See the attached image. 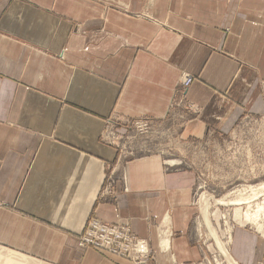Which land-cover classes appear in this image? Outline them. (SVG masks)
<instances>
[{"label":"crops","instance_id":"obj_1","mask_svg":"<svg viewBox=\"0 0 264 264\" xmlns=\"http://www.w3.org/2000/svg\"><path fill=\"white\" fill-rule=\"evenodd\" d=\"M182 72L202 111L181 138L262 113L264 0H0V264H131L77 247L90 216L129 222L150 240L149 264H169L155 230L168 215L175 258H198L186 238L193 171L137 156L125 189L101 193L115 157L104 120L162 119ZM230 252L258 264L263 240L236 227Z\"/></svg>","mask_w":264,"mask_h":264},{"label":"rangeland","instance_id":"obj_2","mask_svg":"<svg viewBox=\"0 0 264 264\" xmlns=\"http://www.w3.org/2000/svg\"><path fill=\"white\" fill-rule=\"evenodd\" d=\"M183 73L192 76L193 80V75L187 72H182L180 78ZM180 78L162 119L144 116L121 122L111 115L104 120L100 139L112 146L115 157L107 165V174L101 193H111L110 190L116 180H119L122 188L125 189L123 166L129 159L137 156L159 155L162 158L163 170L166 172L193 171L195 183L192 188L191 207L194 212L186 238L188 244L196 248L198 258L187 262H179L175 258L171 251V239L174 232L172 225L167 224L170 222L169 219L164 221L162 218L155 224L158 236L157 250L169 255V264H228L221 255L216 240L202 222L198 200L204 192L215 199L222 198L230 201L236 196L234 191L243 189L241 193L246 196L249 195L247 194L249 187L264 184V111L262 113L243 112L227 132L207 130L202 137L183 139L180 135L186 119L191 120L200 114L202 109L186 99L189 86L185 87ZM259 85L264 102V80H261ZM138 123H143L145 128H150L149 131L143 133L144 128H136ZM177 140L183 144L178 145ZM117 165L119 168L115 172L114 168ZM255 203L264 205V195L258 197ZM248 213L249 210H246L244 205L211 203L209 219L218 241L226 245L229 254H231L232 233L236 227H242L260 236L263 240V252L258 264H264V217L252 221ZM98 222L105 227L116 226L120 231L126 230L134 239L146 240L140 241L142 243L140 247L144 245L143 249L138 246L131 254V249L128 251L120 245V242L125 243L124 238L116 237L113 233L105 232L104 229L97 227H93L94 232L89 233L92 226ZM120 224L123 223H108L90 216L83 230L76 236L77 247L81 250L92 249L100 254L115 256L131 264H149L154 254L150 240L137 236L129 222H125V225ZM105 236L109 240H106ZM133 238L130 239L131 248ZM163 239L168 240V247L162 244ZM234 261L239 264L235 259Z\"/></svg>","mask_w":264,"mask_h":264},{"label":"bare ground","instance_id":"obj_3","mask_svg":"<svg viewBox=\"0 0 264 264\" xmlns=\"http://www.w3.org/2000/svg\"><path fill=\"white\" fill-rule=\"evenodd\" d=\"M149 129L150 128H148L146 131H149ZM138 131H140V130H138ZM242 190L243 189H239V190L234 191V193H236V196L233 197V199L230 201H226L222 198L215 199L211 195H207L204 192L201 193L200 199L198 200V208H199L200 214L202 216V222L206 226L210 235H212V237H214V239L216 240V242H217L216 245H217L221 255L223 256V258L226 260V262L228 264H236V263H235L234 259L230 256L226 245H223L217 239V234H216L215 229L212 226L210 219H209V208H210L211 203H213V204L220 203V204L244 205V206H246V210H249L248 214L250 216V220L257 221L260 217L261 218L264 217V213H263L264 212V205H261L260 203H255V201L258 197L264 195V184L258 185L255 187H249V189H248L249 193H247L249 195H246V196H244V194L241 193ZM168 218H169V216L166 215L165 221L168 220ZM140 241L144 242L146 240L142 241V240L138 239L137 241H134L132 254H133V251L135 250V248L138 246L140 249H143L144 245L140 247V245H142V243H140Z\"/></svg>","mask_w":264,"mask_h":264},{"label":"built area","instance_id":"obj_4","mask_svg":"<svg viewBox=\"0 0 264 264\" xmlns=\"http://www.w3.org/2000/svg\"><path fill=\"white\" fill-rule=\"evenodd\" d=\"M180 81H182V84L185 86V87H188L192 81V76L188 75V74H185L183 73L181 78H180ZM136 128H144L143 130V133L148 129L145 128V125L142 124V123H138L136 124ZM95 226H92V228L89 230V233H93V227H97L99 229H104L105 232H111L113 233L116 237H122L125 239V243H122L120 242V245L124 248V249H127L128 251L131 249V254H132V250H133V244H134V241H137V239H134L128 231H120L116 226H103L101 223H95L94 224ZM120 225H125V224H120ZM130 237V238H129ZM133 238L134 241H133V244H132V248L130 246V239ZM105 239L106 240H109V238L107 236H105ZM118 253L121 254L120 250L117 249ZM136 259H139V257H135Z\"/></svg>","mask_w":264,"mask_h":264}]
</instances>
